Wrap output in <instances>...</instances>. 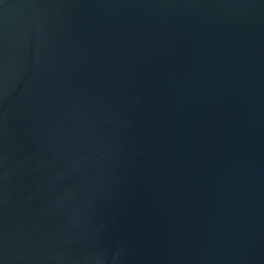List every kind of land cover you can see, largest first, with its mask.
Wrapping results in <instances>:
<instances>
[{
    "label": "water",
    "instance_id": "95a60500",
    "mask_svg": "<svg viewBox=\"0 0 264 264\" xmlns=\"http://www.w3.org/2000/svg\"><path fill=\"white\" fill-rule=\"evenodd\" d=\"M0 264H264V0H0Z\"/></svg>",
    "mask_w": 264,
    "mask_h": 264
}]
</instances>
